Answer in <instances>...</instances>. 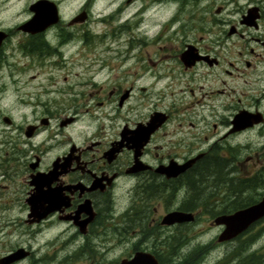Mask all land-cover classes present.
Wrapping results in <instances>:
<instances>
[{
	"label": "flooded vegetation",
	"instance_id": "obj_1",
	"mask_svg": "<svg viewBox=\"0 0 264 264\" xmlns=\"http://www.w3.org/2000/svg\"><path fill=\"white\" fill-rule=\"evenodd\" d=\"M38 1L17 22L0 0V264L61 262L47 251L58 243L122 247L114 264H199L209 243L179 258L183 247L264 194L238 202L260 171L227 155L264 130V0H47L38 11L56 20L23 30ZM19 54L59 58L36 66L47 84L20 81L34 64ZM12 99L31 111H3ZM238 115L262 120L238 130ZM174 212L193 220L164 223Z\"/></svg>",
	"mask_w": 264,
	"mask_h": 264
},
{
	"label": "rangeland",
	"instance_id": "obj_2",
	"mask_svg": "<svg viewBox=\"0 0 264 264\" xmlns=\"http://www.w3.org/2000/svg\"><path fill=\"white\" fill-rule=\"evenodd\" d=\"M31 0H12V3L4 7L3 16H11L16 15L17 22L20 20H23L28 15L27 7ZM105 0H98V7H103V5L106 3ZM102 25L98 24L96 29L101 30ZM113 47H116V43ZM100 49H103V45L99 46ZM106 57L108 55H105ZM17 57L19 60H17ZM67 57H70L69 55ZM12 59L16 62V60L21 64L24 63H31L34 64V67H32L30 70L24 71L25 74L28 76L23 77L20 79L21 82H29V84L26 87H29V90H32L31 87L40 85V84H47L48 80L46 79L48 75L46 74L45 68L40 69V67H36L37 64H48L49 62H55L58 61L59 58L56 57H50L46 60L36 59L35 57H24L22 54H19V56H13ZM48 61V62H47ZM72 59L68 62L71 64ZM63 63V62H62ZM19 69H24L20 68ZM28 69V68H25ZM21 72V73H24ZM32 74H36L34 79H31L29 76ZM65 74L64 70L53 72V75H57V85L56 87L63 84V81L61 80V76ZM57 97V96H56ZM3 111H13V112H27L31 111V107L28 104H21L20 102L15 101L12 99L11 101L6 100L2 103ZM87 119H82V125L87 124ZM83 127V126H82ZM237 141H233L232 143H236ZM238 143H241L243 147L238 150V152H227V155L237 156L238 155V163L239 166H243L242 173L245 174L244 170L246 167H252V169H258L260 171L258 175L259 180L262 181L259 187L251 191L250 189H245L242 193L238 194V197L240 198L238 202L240 203L242 199H252L254 193H263L264 191V130L263 131H256L255 133H247L243 136L238 137ZM244 145H248L249 147H245ZM249 157H252V160L247 161ZM231 160H234L233 157L230 158ZM260 159V161H258ZM255 160V161H254ZM254 192V193H253ZM248 195V196H247ZM248 202V199L244 200L243 203ZM213 218V217H212ZM211 218V219H212ZM184 234H191V232L186 229L183 230ZM50 232L44 233L43 236L39 237L37 240L33 242V249H43L44 241L48 238L45 237L46 234H50ZM221 233V228L214 226L211 227L206 232L199 233L198 236L192 238L190 242L183 247V249L180 251L179 258L182 257L183 254L189 255L190 253L196 251L199 244H205L209 243V248L207 250L203 251V254H205L202 259L200 260L199 264H234L235 260V248H238V246L243 247L242 253H249V252H263L260 254H264V221H260L257 225H255L252 229L245 232L243 235H241L237 240H233L230 243L219 245L217 243V237ZM192 234L197 235V232H193ZM15 240H13V243L15 242H25V237H20L21 233H19ZM2 238V237H1ZM7 238V237H6ZM50 238V237H49ZM97 240V239H96ZM102 240V239H99ZM249 242L246 244V242ZM198 244V245H197ZM47 246V251L52 253V258L67 255L66 258H62L61 262L58 263H52V264H114L115 260L121 255L122 253V247L119 248H108L104 249H97V248H84L82 251H76L77 247L73 246H67L62 247L61 244H57L55 248H53V245ZM62 248V249H61ZM56 252V253H54ZM58 253H61L60 256H57ZM238 253V251L236 252ZM202 254V255H203ZM240 252L238 255H241ZM186 256V255H185ZM95 257V258H94ZM121 257V256H120ZM197 261V259H195ZM237 261V260H236ZM28 264V263H27Z\"/></svg>",
	"mask_w": 264,
	"mask_h": 264
},
{
	"label": "water",
	"instance_id": "obj_3",
	"mask_svg": "<svg viewBox=\"0 0 264 264\" xmlns=\"http://www.w3.org/2000/svg\"><path fill=\"white\" fill-rule=\"evenodd\" d=\"M47 3V4H46ZM49 3V4H48ZM51 2H48L47 0H40L35 4V11L36 14L33 17L32 20L24 23L22 26L23 30L26 31H35L38 30V28H44L51 22H54L56 20L55 16V10L53 11V14L50 12L45 11V13L39 12V7H44L46 9H49V6ZM53 6V5H52ZM47 12V13H46ZM53 18V19H50ZM30 27L32 29H30ZM262 119L258 118L257 116H242L238 115L236 118V122L238 123V130L244 129L248 126L253 125L254 123L260 122ZM264 217V195L262 199L254 203L250 206H247L245 208L239 209L238 211L228 214V215H220L214 219L215 225H223L224 229L219 234L217 240L219 242L228 241L231 240L241 233H243L245 230H247L252 224L260 220ZM193 220V216L189 213L184 212H174L169 215H167L164 218V223L166 224H173L175 222L181 223V222H189ZM26 255L23 249H18L13 254L6 257L4 260H15L23 258ZM145 254H138L136 257H134L131 262H126L125 260H122L120 264H157L156 260H150L149 258H146ZM148 257V256H147Z\"/></svg>",
	"mask_w": 264,
	"mask_h": 264
},
{
	"label": "trees",
	"instance_id": "obj_4",
	"mask_svg": "<svg viewBox=\"0 0 264 264\" xmlns=\"http://www.w3.org/2000/svg\"><path fill=\"white\" fill-rule=\"evenodd\" d=\"M250 186H253L252 182L245 181V180L241 181L238 184V188H247V187H250ZM248 243L249 242L247 241L246 244H248ZM237 251H238V253L240 252V254H241V251H243V247L238 246V248H235V256L236 257H235V260H234V262H235L234 264H264V254H260V253H263V252H258V251L252 252L251 251L249 253H242L241 255H238V253H236Z\"/></svg>",
	"mask_w": 264,
	"mask_h": 264
}]
</instances>
